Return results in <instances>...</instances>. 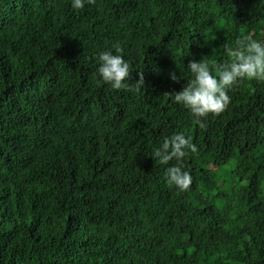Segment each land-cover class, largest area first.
I'll return each mask as SVG.
<instances>
[{"label":"trees","instance_id":"obj_1","mask_svg":"<svg viewBox=\"0 0 264 264\" xmlns=\"http://www.w3.org/2000/svg\"><path fill=\"white\" fill-rule=\"evenodd\" d=\"M247 36L264 0H0V264H264V82L204 128L171 98ZM114 43L138 91L97 85ZM177 132L186 191L151 157Z\"/></svg>","mask_w":264,"mask_h":264},{"label":"clouds","instance_id":"obj_2","mask_svg":"<svg viewBox=\"0 0 264 264\" xmlns=\"http://www.w3.org/2000/svg\"><path fill=\"white\" fill-rule=\"evenodd\" d=\"M94 3L95 0H71V7L83 9L85 4ZM227 54L232 59L215 66L217 75L212 74L207 60H189L187 68L192 78L171 97L175 103L188 109L201 128L206 127L202 118L207 117L209 113L218 114L228 105L230 96L227 92L232 86L244 79L264 82V40L253 39L251 36L238 39L236 47L228 48ZM97 60V85L104 83L111 89L129 91H138L143 87L142 75L134 84H129L131 65L122 55L119 43L101 51ZM169 78L172 81L179 79L175 72L169 73ZM189 152H197L196 145L192 143L191 137L177 132L163 138L151 153V157L162 165H168L169 161L175 159L176 164L165 168L164 179L167 184L180 191L188 190L192 183V176L184 170L182 162V158Z\"/></svg>","mask_w":264,"mask_h":264}]
</instances>
